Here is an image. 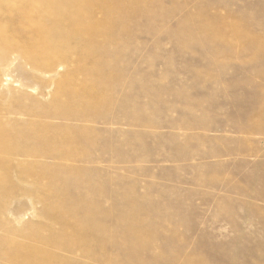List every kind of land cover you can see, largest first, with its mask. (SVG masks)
Listing matches in <instances>:
<instances>
[{
    "label": "rangeland",
    "instance_id": "1",
    "mask_svg": "<svg viewBox=\"0 0 264 264\" xmlns=\"http://www.w3.org/2000/svg\"><path fill=\"white\" fill-rule=\"evenodd\" d=\"M111 1L129 8L79 107L55 94L74 56L34 66L17 48L0 54L1 124L47 137L20 139L33 152L4 166L0 251L45 247L57 264H264V0ZM104 11L95 4L91 18Z\"/></svg>",
    "mask_w": 264,
    "mask_h": 264
},
{
    "label": "bare ground",
    "instance_id": "2",
    "mask_svg": "<svg viewBox=\"0 0 264 264\" xmlns=\"http://www.w3.org/2000/svg\"><path fill=\"white\" fill-rule=\"evenodd\" d=\"M110 1L111 0H0V54H4V53L7 54L6 51L8 49L17 48L24 56H26L30 60L31 63L34 64V66L48 65V64L53 63L54 61L61 60V59H63L65 61L67 58L69 60L71 56H74L73 57V59L75 58L74 61L71 60L72 63L70 62L71 63L70 71L67 74L65 73L66 75L63 76L58 83L57 91L55 93L57 98L56 97L55 98H56V100L60 99L61 102H60V105L58 104L59 106H61V104L64 105V107H66V105H69V104H71L70 106H72L73 101H77V103H78L77 106L79 107L80 105H83L82 104L83 102L81 101L82 99H80V97H82L84 95V93L87 92L86 89L91 88V87H93V89H94V87L98 85V82L95 81L97 79L94 80L95 82H97V84H96L93 82V79L91 78V77H93L92 75H98V76L101 75V74H99V71L96 68V66H94V60L96 59L98 52L99 51H105V50L107 51V49L104 50V47L110 41H112L114 39L113 38L114 37L113 33L115 31L114 28L117 26V24H121L122 16L129 8L128 6H127L128 7L127 9L125 7H123V8L119 7L118 3L115 4V6H114V4H113L114 1L113 2L112 1L110 2ZM127 1H128V3H130L129 0H127ZM130 1H132V2L128 5H130L133 9L137 5V3H139V2H137L139 0H130ZM146 1H148V0H146ZM95 4L96 5L99 4L100 7H102V9H104L108 13L107 18H105L103 20L100 19L101 21H94L93 18H91V11H92V8L95 7ZM133 9H132V11H133ZM135 10H137V9L135 8ZM132 11L129 10V12H132ZM129 12H127V13H129ZM133 12H136V11H133ZM100 18H102V17H100ZM123 18H124V16H123ZM72 20H77L78 23H77V25H74L75 27L73 29H69L67 27V24L69 23L68 21L71 22ZM71 25H72V23H71ZM123 26H125V25H123ZM208 26H210V25H208ZM206 27H207V25H206ZM237 33H239L238 35L243 34L242 32H239V31ZM243 36H244V34H243ZM84 91H86V92H84ZM104 91L105 90H103V91L101 90L99 92L95 91V93L93 95L89 94L90 97H88V98L90 99L91 102H95V103L99 102L101 100H104L106 97L104 95V93H105ZM64 95H67V98H65V99H67L68 102L70 101L72 103H70V102L68 103L67 101L65 102L64 97H63ZM68 95L71 96L70 100H68ZM85 97H86V95H85ZM55 98H53V99H55ZM79 99H80L81 104H79V102H78ZM62 101H63V103H62ZM83 101L85 103V100H83ZM54 102H55V100H54ZM52 104H54V103H52ZM98 106L96 105V108ZM67 107H69V106H67ZM28 129L27 130L30 131V126ZM33 129L31 132H28V133H22L21 135H13V134H11V133H15L13 131V128L6 126V124L3 125L0 122V185L5 183L8 180L6 172L4 171V166L5 165L8 166L7 163L8 162L10 163L12 161L11 160L12 155L15 153L20 154L22 152H23V154H21V155H25V153L30 154L33 152L32 151L33 148H31L32 146L30 147L31 150L25 149L23 145L21 147L19 145V143L23 144L26 142H22V140L20 142V139L24 138V139H31V140H33V139L45 140L47 138V137H45L46 131H44L45 133L43 132L44 133L43 134V133H40L38 130H33ZM36 129H37V127H36ZM70 136H72V138H74V135H70ZM64 137H66V136H64ZM68 137L69 136H67L64 139H68ZM57 139H59V138L57 137ZM62 139L63 138H61V141H62ZM64 139H63V141H64ZM73 140H71V141H73ZM61 141H60V144H61ZM67 141L69 142V140H67ZM67 141H66V144H68ZM49 143H51V142H49ZM71 143H73V142H71ZM31 144H34V143H31ZM52 145L55 146V144H52ZM26 146H28V145H26ZM34 146L36 147L35 144H34ZM54 146H53V148H55ZM68 146H69V144H68ZM68 146L66 145V147H68ZM50 147H52V146H50ZM60 147L65 148V146H62V145ZM37 149H40L39 145H38ZM50 150L51 149H49V151ZM56 150H58V149H56ZM9 181H10V179H9ZM55 186L57 187L56 184L51 185L52 188H54ZM4 189H6V188H4ZM46 189L49 190L48 187ZM67 189H68V187H67ZM65 192H67V190ZM63 193H61V194H63ZM64 195L66 196V194H64ZM58 196H60V195H58ZM65 196H64V198H65ZM67 196H68V194H67ZM68 199H70V198L68 197ZM61 200H60L59 204L57 205V207H56V205H54V207H53V208H56L54 210H56L55 213H57V216L55 215V217H57V219L63 218L65 216V214L67 215V213L69 212L68 209H70L69 207H66L65 203L61 202ZM86 202L88 203V201H86ZM87 203H85V204H87ZM69 206H71V205H69ZM88 206H91V204L89 205V203H88ZM78 208H80V207H78ZM91 212H93V211L89 212L90 213L89 217L91 216ZM92 216H94L93 213H92ZM65 217H67V216H65ZM64 218L62 221H64ZM90 218L92 219L93 217H90ZM86 221H88L87 215H86ZM90 221H92V220H90ZM66 223H67V221H66ZM87 223H86V227H87ZM90 224H91V222H90ZM94 224L96 226V223L93 222V225ZM68 226L69 225L65 224V227L68 228ZM70 227L72 228V225L69 226V228ZM75 227L76 226H74V228ZM90 228H93V227H90ZM95 229H96V227H95ZM74 230H76V229H74ZM97 233L98 232H96V234ZM63 238H65V237H63ZM69 238L70 237L68 236L67 239H69ZM73 238H75L76 241L78 240L79 241L78 243H82V241H84V233L81 230L75 231ZM92 238H93V236H92ZM8 240L11 242L10 239H8ZM71 240H72V236H71ZM74 241L72 240V243H74ZM91 241H92V239H91ZM96 241L98 242L99 240H96ZM0 243H1V240H0ZM9 245H11V244L9 243ZM71 245H73V244H71ZM40 248L38 249L39 252H40ZM75 248H73V249H75ZM90 248H91V246H90ZM0 249H1V247H0ZM2 249H4V248H2ZM24 249H27V247L25 246ZM32 249H34V251H36L35 250L36 248L32 247ZM44 249H46V248L44 247ZM44 249L41 248L42 251ZM88 250H89L88 252L91 251L90 249H88ZM1 251H0L1 252L0 256L1 255L4 257L7 256L9 258V262H11V263L13 262L12 264H15V263L16 264H53V263L57 264L56 262L49 260L50 258H48V256H44V255H41V253H37L38 251L36 253L35 252L25 253L26 251L21 252V251H17V250L6 251V253L3 250H1ZM53 254L54 253H51V254L49 253L50 256L52 255L51 257H53L55 255V254L54 255ZM45 255H47L46 252H45ZM56 255H58V254L56 253ZM94 257H96V256H94ZM8 258H7V260H8ZM7 260H4V262ZM58 261H59V259H57V262ZM63 262H64V259H63ZM64 263H61V264H64Z\"/></svg>",
    "mask_w": 264,
    "mask_h": 264
}]
</instances>
